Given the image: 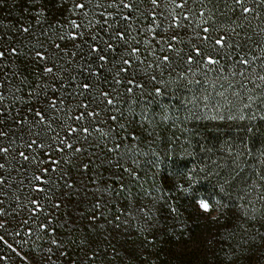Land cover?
I'll use <instances>...</instances> for the list:
<instances>
[{"label": "snow or ice", "instance_id": "6c2138e0", "mask_svg": "<svg viewBox=\"0 0 264 264\" xmlns=\"http://www.w3.org/2000/svg\"><path fill=\"white\" fill-rule=\"evenodd\" d=\"M193 3L198 11L168 0L160 12L159 0H60V19L49 0H0V264H123L109 237L133 219L150 232L151 211L137 205L142 196L153 206L164 199L154 184L145 189L149 170L169 151L192 154L190 140L170 139L163 153L153 146L157 108L237 124L226 142L231 166L208 155L199 172L221 192L240 182L252 197L229 229L237 242L223 264L257 249V264L264 261V169L241 167L264 137V0ZM13 9L19 15L6 24ZM193 24L197 43L184 51L168 33ZM256 151L264 158V146Z\"/></svg>", "mask_w": 264, "mask_h": 264}, {"label": "trees", "instance_id": "16d2710c", "mask_svg": "<svg viewBox=\"0 0 264 264\" xmlns=\"http://www.w3.org/2000/svg\"><path fill=\"white\" fill-rule=\"evenodd\" d=\"M187 3L190 9L195 8L198 11L199 5H194L193 0H187ZM159 4V11L165 12L168 0H159ZM48 6L52 10L50 15L54 14L57 18L63 19L61 13L56 11L61 8L60 0H49ZM68 6L70 4L65 5V7ZM0 15H3V12H0ZM18 15V9H13L11 16L4 22L12 23L14 22L13 18ZM63 15L71 19L76 18L71 13ZM194 19L198 20L199 18L194 17ZM219 22H224L223 16L219 17ZM194 27V24L191 27L186 26V31L174 29L168 34H177L180 41H183V43H177V46L188 51L189 41L193 44L197 43L193 32ZM204 35L205 33L201 31L200 36ZM159 39L158 36L157 40ZM189 98H191L190 94ZM168 102V99L163 101L165 105ZM173 103L176 102L173 101ZM202 108L203 105H201ZM155 112L159 113L156 115L159 128L153 135L159 136V139L153 146H158L163 153L164 146L170 139L185 143L190 140L191 146L188 147V152L192 154L188 155L177 150V154L173 155L169 151L166 156H161L155 168L149 170L147 182L144 185L145 189L154 184L163 193L164 199L153 206L151 197L142 196L137 207H145L146 211L150 209L154 222L152 230L141 233L137 228V220L133 219L127 228L122 225L121 230L112 233L109 239L121 252L123 264H210L213 261L215 264H223L225 251L237 242L229 237V229L235 228L238 223L242 222L240 205L248 206V200L252 197L246 195L244 185L240 182L234 183L231 188L221 192L220 184L216 178L206 177L199 172V168L208 155H211L214 160L218 159L220 164L231 166L226 142L237 135V124L227 120H185L184 117L187 113L183 108H180L178 112L169 110L163 113L157 108ZM162 116H167L168 119L163 120ZM185 129L190 131L185 132ZM143 138L150 141L153 137L145 133ZM199 145L211 149V153L202 152ZM262 146H264V137H258L253 146V156L242 158L241 167L244 168L245 174L253 172L254 169H264V164L261 163V159L264 158H260L256 151ZM42 158L45 161L44 167H48L50 170L48 176L55 179L51 172L54 165L48 162V157ZM51 159L58 160L60 156L53 155ZM244 161L247 162L246 165ZM189 175L194 177L191 182H189ZM48 176H45L44 179L47 180ZM153 195H157V193L154 192ZM201 199L209 202L210 208L207 212L198 207L197 202ZM225 204L228 205L227 208L223 207ZM169 205L175 207L177 212L171 213ZM256 206L259 207V203ZM125 211L127 212L128 209L126 208ZM132 211L135 216L140 215L136 209H132ZM214 217L218 219L214 220ZM148 241L154 242L148 243ZM28 251L29 249L25 248V254ZM258 251L257 249L251 253V259L238 261L237 264H257ZM213 252L215 256H213ZM17 264L20 262L17 261ZM261 264H264V261Z\"/></svg>", "mask_w": 264, "mask_h": 264}]
</instances>
